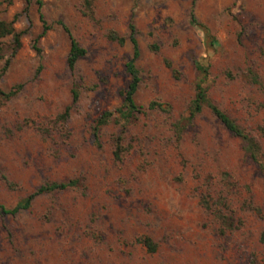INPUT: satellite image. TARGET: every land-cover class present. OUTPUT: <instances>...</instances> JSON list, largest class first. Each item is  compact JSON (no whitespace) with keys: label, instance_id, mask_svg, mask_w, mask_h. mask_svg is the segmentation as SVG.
<instances>
[{"label":"rangeland","instance_id":"1","mask_svg":"<svg viewBox=\"0 0 264 264\" xmlns=\"http://www.w3.org/2000/svg\"><path fill=\"white\" fill-rule=\"evenodd\" d=\"M0 1V19L26 31L5 73L0 61V93L22 84L8 100L0 94V205L11 209L47 183L75 182L0 214V264H264V168L206 107L186 123L200 62L209 67L208 98L259 142L264 162V0H90L91 19L81 0ZM192 12L202 27L190 23ZM40 14L49 29L36 41ZM129 24L142 111L124 129L127 151L115 161L121 127H100L97 140L92 128L122 104ZM203 28L215 46H206ZM66 30L86 52L73 71ZM110 31L124 44L109 41ZM150 102L164 111L147 110ZM203 194L214 209L224 199L240 228L221 233Z\"/></svg>","mask_w":264,"mask_h":264},{"label":"trees","instance_id":"2","mask_svg":"<svg viewBox=\"0 0 264 264\" xmlns=\"http://www.w3.org/2000/svg\"><path fill=\"white\" fill-rule=\"evenodd\" d=\"M83 6V15L87 18H92V3L90 0H81ZM4 1H0V7L4 4ZM7 5H10V0L6 2ZM39 18L43 24V29L40 35H38L36 41L42 38L46 31L49 29L43 21V17L40 14ZM15 19V18H14ZM13 21L8 22L0 19V61H3V67L1 68V73H5L8 69L11 60L16 55L17 51L21 46V38L26 33V31H16L13 27ZM190 23L192 25H196L198 27H202L194 17L193 12L190 14ZM204 29L205 34V44L207 47H213L216 45V41L214 38L209 36L208 31ZM128 41L132 47V57L126 63L125 69L128 75L130 76L129 84L126 90L122 93L123 101L119 108L114 111H105L103 112L95 121V125L92 128V133L95 140L98 139V131L100 127L107 125L110 122H114L115 124L121 127V132L113 137L114 143V151L113 158L115 161H120L122 156L127 151V149L123 146V131L130 124L131 120L138 114L141 113L142 108L137 106L134 102V95L137 91L140 78L138 71L135 67V61L139 58L140 52L138 48V43L135 37V28L132 24L128 26ZM66 33L70 40V49L67 56V66L70 71H73L77 61L85 55V50L77 43V41L71 36V34L66 30ZM8 39L9 43L6 44L5 40ZM107 39L111 42H116L119 45H123L125 42V38L123 36L118 35L114 31H110L107 34ZM195 68L198 72V77L194 86V96L190 102V106L188 109V118L186 123H191L192 119H194L197 115H199L203 108L209 109L210 113L214 116V118L223 126V128L233 137L240 140L242 144V148L244 153L249 157L250 160L257 163L259 167L264 168V162L259 160V157L262 155L261 146L259 142L249 135L240 125L231 117H229L223 110H221L217 105L212 103L208 98L207 87L205 86L208 77H209V67L200 62H195ZM252 80L254 83H257V79L253 76ZM22 88V84L15 85L6 93H0L6 100L14 97L17 92ZM79 93L76 90L72 91V103H75L78 99ZM69 107L65 109L63 114H61L58 118L65 121L69 113ZM147 110H160L164 111L162 108V104L157 102H150L147 107ZM186 124L183 121H178L174 128L177 133V138L180 139L182 132L184 131ZM6 187L10 190L15 189V186L9 182L7 179L3 178ZM75 185L74 181H66V182H54L47 183L38 187L34 192L20 200L13 208L7 209L4 206L0 205V214L1 215H15L21 211L27 210L32 201L42 195L51 193L54 191H65L72 188ZM200 203L202 206L212 212L214 216L218 219L221 226V233L231 232L238 230L242 225V221L239 219H235L232 212L229 211L228 205L225 203L224 199H220L218 204L221 206L219 209H214L213 201L211 200V196L208 194H203L200 197ZM225 209V210H223ZM139 243L143 244L146 250L149 253H154L156 251V244L152 242V240L148 237H143L138 240Z\"/></svg>","mask_w":264,"mask_h":264}]
</instances>
